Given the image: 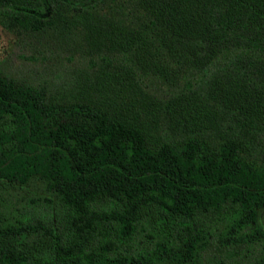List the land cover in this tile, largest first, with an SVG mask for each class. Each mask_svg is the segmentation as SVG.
I'll list each match as a JSON object with an SVG mask.
<instances>
[{
    "label": "trees",
    "instance_id": "1",
    "mask_svg": "<svg viewBox=\"0 0 264 264\" xmlns=\"http://www.w3.org/2000/svg\"><path fill=\"white\" fill-rule=\"evenodd\" d=\"M0 24L87 58L51 88L0 69V264H203L213 240L264 264V0H0Z\"/></svg>",
    "mask_w": 264,
    "mask_h": 264
},
{
    "label": "rangeland",
    "instance_id": "2",
    "mask_svg": "<svg viewBox=\"0 0 264 264\" xmlns=\"http://www.w3.org/2000/svg\"><path fill=\"white\" fill-rule=\"evenodd\" d=\"M222 58L214 61V67ZM87 58L69 42L59 43L51 37L38 36L35 33H23L17 27H4L0 24V69L8 74L25 78L34 83H44L51 88L67 81L71 70L83 67ZM146 88L157 95L166 96L176 87L167 85L162 79L146 75L141 78ZM181 86V80L177 86ZM245 251L228 248L221 251L213 240L210 246L201 252L203 264H244L251 260L260 247ZM224 255V258H223Z\"/></svg>",
    "mask_w": 264,
    "mask_h": 264
}]
</instances>
